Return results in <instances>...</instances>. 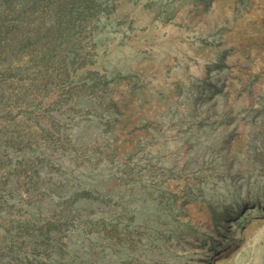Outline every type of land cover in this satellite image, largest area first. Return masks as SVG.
<instances>
[{
  "label": "rangeland",
  "instance_id": "1",
  "mask_svg": "<svg viewBox=\"0 0 264 264\" xmlns=\"http://www.w3.org/2000/svg\"><path fill=\"white\" fill-rule=\"evenodd\" d=\"M0 264H264V0H0Z\"/></svg>",
  "mask_w": 264,
  "mask_h": 264
}]
</instances>
